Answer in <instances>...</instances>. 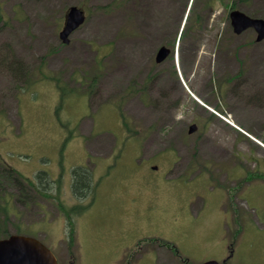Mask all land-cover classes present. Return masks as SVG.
I'll use <instances>...</instances> for the list:
<instances>
[{
	"label": "rangeland",
	"instance_id": "1",
	"mask_svg": "<svg viewBox=\"0 0 264 264\" xmlns=\"http://www.w3.org/2000/svg\"><path fill=\"white\" fill-rule=\"evenodd\" d=\"M210 1L186 31L192 0H0V162L39 189L10 234L59 264L221 263L232 249L230 264H264V191L240 198L258 185L233 179L264 167V40L229 18L233 4L264 19V0ZM72 5L87 22L65 45ZM19 64L35 82L20 96ZM84 161L94 201L72 191Z\"/></svg>",
	"mask_w": 264,
	"mask_h": 264
},
{
	"label": "trees",
	"instance_id": "2",
	"mask_svg": "<svg viewBox=\"0 0 264 264\" xmlns=\"http://www.w3.org/2000/svg\"><path fill=\"white\" fill-rule=\"evenodd\" d=\"M243 2H248L249 0H242ZM194 0L192 2V6H194ZM196 2H198L196 0ZM204 6H194L192 7V16L188 17L187 24L185 26L186 31L190 28L191 23H196L198 25L204 24L203 19L200 17L199 13H197L198 9H201L202 11H206L207 9L215 10L213 9L212 3L210 0H206ZM233 8V4H232ZM202 24V25H203ZM201 29V27H200ZM186 34H184V37ZM183 37V36H182ZM114 50V49H113ZM108 57V56H107ZM110 57V56H109ZM11 64H15L14 61H11ZM22 68V72L24 75L25 84L21 88V92L19 91L18 96H20L22 93L29 91L35 84L33 82L31 73L27 74V68L24 66V64H19ZM103 66L102 64L97 67V71L99 72L96 77L93 78V82L91 87H93L96 83L97 76L102 75L103 73ZM28 75V76H27ZM5 115V114H3ZM126 122L123 124L125 125ZM132 139V137H128ZM73 178V184L72 189L74 192V195L78 200H85L88 198V196L92 195V188L94 186H91L93 184V173L90 169L87 167H77L75 170H73L72 174ZM259 177V176H258ZM37 179L40 184L45 183H51L52 180H49V175L47 172H40L37 175ZM39 189L35 187L33 182H25L22 180V177L11 167L3 164L0 162V239L1 238H7L11 234L8 230V226L11 224V217L14 214L15 209H19L20 206L30 203V201L36 202V196L34 191H38ZM39 192V191H38ZM94 200L93 195L91 196ZM82 210L84 207L81 208ZM64 214L67 215V218L72 224V220L70 218V213H68L66 210H64ZM73 225V224H72ZM19 228V227H18ZM21 227L17 229V232L19 233ZM74 232V229H72V233ZM72 241V237H71ZM153 241H157L156 239ZM165 244H162L166 247H169L173 251L179 253L175 247H173L172 244L164 242ZM72 245V242L69 243ZM233 246L232 244L230 247ZM234 249H232L231 252H233Z\"/></svg>",
	"mask_w": 264,
	"mask_h": 264
},
{
	"label": "water",
	"instance_id": "3",
	"mask_svg": "<svg viewBox=\"0 0 264 264\" xmlns=\"http://www.w3.org/2000/svg\"><path fill=\"white\" fill-rule=\"evenodd\" d=\"M84 11L78 7L69 10L66 25L60 33V39L66 45L69 37L85 23ZM230 20L237 35L253 29L257 33V42L264 40V19L252 18L245 13L234 10L230 13ZM170 49L162 47L157 55L156 62H164L170 55ZM197 131V125L189 127V134ZM0 264H58L55 255L39 240L31 237L12 235L0 240ZM203 264H220L217 261H207Z\"/></svg>",
	"mask_w": 264,
	"mask_h": 264
},
{
	"label": "flooded vegetation",
	"instance_id": "4",
	"mask_svg": "<svg viewBox=\"0 0 264 264\" xmlns=\"http://www.w3.org/2000/svg\"><path fill=\"white\" fill-rule=\"evenodd\" d=\"M29 1H36L37 2L39 0H27V2H29ZM73 6L74 5L69 6L68 8H66L64 10V12L62 13V15L59 16V20L57 22V25L61 29L64 28L65 23H66V20H67V17H68V12H69L70 8L73 7ZM85 15H86V18H87L86 11H85ZM5 24H8V23H5ZM262 109H264V108H262ZM239 169H240V171L241 170L242 171L238 175L236 174L235 170L233 171V173H235V175H233L234 176L233 177L234 181L243 179L247 185L248 184H251L252 182L254 184L258 185L257 188H253V189L250 187L248 190H246L245 193L240 192L239 193V197L242 198V196H245L247 199L249 197L251 201H255V200H252L251 199L254 195H259L258 198H261L262 196L260 194L263 193V191H264V167H258V170L256 172H250V171L247 172V171H245V169H242V168H239ZM134 175H139V173H135ZM257 176H259V177L257 178ZM143 183H142V185H149L150 184L147 181L146 182H143ZM123 190H127V189L125 188ZM224 199H227V198H224ZM85 200H81V201L84 202ZM92 201H94V200H92ZM134 202H136V200H134ZM138 248L141 249V247H138ZM134 251H136V250H134ZM130 253H132V252H130Z\"/></svg>",
	"mask_w": 264,
	"mask_h": 264
}]
</instances>
